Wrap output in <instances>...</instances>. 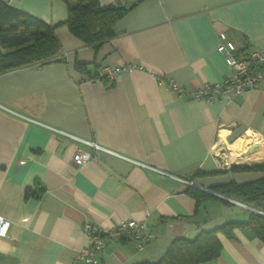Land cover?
Instances as JSON below:
<instances>
[{
	"label": "crops",
	"instance_id": "obj_1",
	"mask_svg": "<svg viewBox=\"0 0 264 264\" xmlns=\"http://www.w3.org/2000/svg\"><path fill=\"white\" fill-rule=\"evenodd\" d=\"M8 4L55 26L63 59L0 74V216L10 221L0 264H83L86 220L103 229L144 220L142 249L113 236L97 264H153L176 237L246 219L250 205L211 187L264 176L231 169L264 164V77L230 102L189 95L231 73L216 50L221 34L243 54L264 45V0H138L97 47L68 30L64 0ZM124 64L135 68L111 86L90 78ZM49 127L115 154L99 151L76 167L74 153L91 148ZM190 186L212 197L197 205ZM216 236L218 256L199 264H264V242L249 227Z\"/></svg>",
	"mask_w": 264,
	"mask_h": 264
},
{
	"label": "trees",
	"instance_id": "obj_2",
	"mask_svg": "<svg viewBox=\"0 0 264 264\" xmlns=\"http://www.w3.org/2000/svg\"><path fill=\"white\" fill-rule=\"evenodd\" d=\"M67 16L64 21L68 30L87 45L97 47L114 36L113 25L124 12L138 0L129 4L113 3L100 5L97 0H64ZM54 27L42 20L20 11L0 0V74L33 64H44L63 59L61 47L55 37ZM249 52V51H248ZM240 50L235 55L245 57ZM86 64L75 63L84 71ZM91 79H106L107 86L113 80L95 73ZM232 170H264V164L231 167ZM220 195L234 198L257 210H250L245 220L226 222L210 230L199 231L193 238L176 237L170 241L162 256L153 264H199L215 259L221 247L216 236L218 231L229 235L233 227H249L264 242V176L256 180L236 183L229 181L211 187ZM41 188L36 190L39 194ZM30 190L26 189L28 194ZM186 192L196 204L212 196L196 187Z\"/></svg>",
	"mask_w": 264,
	"mask_h": 264
},
{
	"label": "built area",
	"instance_id": "obj_3",
	"mask_svg": "<svg viewBox=\"0 0 264 264\" xmlns=\"http://www.w3.org/2000/svg\"><path fill=\"white\" fill-rule=\"evenodd\" d=\"M2 1L8 4L12 0ZM219 40L216 50L223 56L225 63L231 69V73L220 82H206L200 85L190 93L189 96L193 99L209 103L214 101L230 102L234 97L253 89L264 77V45L257 46L250 50L245 57H239L235 55L237 49L234 43L224 34L219 36ZM133 68H135V66L130 64L114 66L107 70L108 77L113 80L121 70ZM161 83L167 85V87L177 94H185L183 88L175 83L163 79ZM49 128L69 139L82 142L91 148V151L79 149L74 153L72 162L76 167L82 166L89 160L96 159L99 151L115 154L108 149L100 147L93 141L80 139L53 127ZM183 181L185 184L192 185L191 181ZM241 205L243 204L241 203ZM9 226L10 221L0 216V237L8 236ZM83 232L86 237V245L77 256V259L83 264H97V254L102 251L106 241L113 236H122L132 239L135 241L138 249H142L144 243L149 239L145 221L136 220L134 218L119 220L113 227L105 229L86 220L83 223Z\"/></svg>",
	"mask_w": 264,
	"mask_h": 264
},
{
	"label": "water",
	"instance_id": "obj_4",
	"mask_svg": "<svg viewBox=\"0 0 264 264\" xmlns=\"http://www.w3.org/2000/svg\"><path fill=\"white\" fill-rule=\"evenodd\" d=\"M249 209H253V210H257L256 208L254 207H251V206H247Z\"/></svg>",
	"mask_w": 264,
	"mask_h": 264
}]
</instances>
